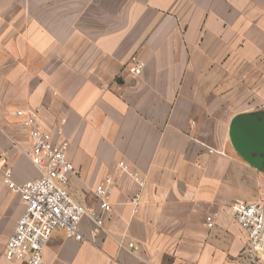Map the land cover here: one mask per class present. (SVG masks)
Returning <instances> with one entry per match:
<instances>
[{
    "label": "crops",
    "instance_id": "0c3cea01",
    "mask_svg": "<svg viewBox=\"0 0 264 264\" xmlns=\"http://www.w3.org/2000/svg\"><path fill=\"white\" fill-rule=\"evenodd\" d=\"M35 107L54 144L70 139L69 191L88 211L114 179L105 230L88 216L84 241L54 230L43 264H264L232 212L264 204V170L230 135L264 112V0H0V155L18 184L42 176L15 115ZM3 170L0 252L25 209Z\"/></svg>",
    "mask_w": 264,
    "mask_h": 264
},
{
    "label": "built area",
    "instance_id": "2783aa9c",
    "mask_svg": "<svg viewBox=\"0 0 264 264\" xmlns=\"http://www.w3.org/2000/svg\"><path fill=\"white\" fill-rule=\"evenodd\" d=\"M130 62L133 76L140 75L145 62L137 55H133ZM40 114V107L19 108L15 111L32 139L29 155L32 162L42 170V176L18 184L13 181L12 171L7 166L8 154L0 155V167H4V181L13 193L21 197L25 205L3 252H0V257L3 256L9 261H24V264H43L44 248L54 230L61 229L68 238L84 241L86 238L80 230L84 217L88 216L93 221L96 226L94 236H97L100 231L105 230L106 219L112 214L110 197L113 177L106 176L94 189L100 210L88 211L69 191V179L76 174L74 164L67 157L70 139L65 137L59 144H54L50 133L38 122ZM118 166L141 188L146 185V177L127 162L122 160ZM131 203L137 206L139 197L134 196ZM232 212L235 220L246 232L255 257L264 260V204L236 202L232 205ZM212 224L209 223L210 226Z\"/></svg>",
    "mask_w": 264,
    "mask_h": 264
},
{
    "label": "water",
    "instance_id": "95a60500",
    "mask_svg": "<svg viewBox=\"0 0 264 264\" xmlns=\"http://www.w3.org/2000/svg\"><path fill=\"white\" fill-rule=\"evenodd\" d=\"M230 135L236 151L249 164L264 170V112L237 115Z\"/></svg>",
    "mask_w": 264,
    "mask_h": 264
}]
</instances>
